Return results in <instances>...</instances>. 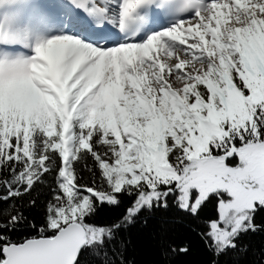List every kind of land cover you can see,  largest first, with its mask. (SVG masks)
<instances>
[{
  "label": "snow or ice",
  "instance_id": "obj_1",
  "mask_svg": "<svg viewBox=\"0 0 264 264\" xmlns=\"http://www.w3.org/2000/svg\"><path fill=\"white\" fill-rule=\"evenodd\" d=\"M173 201L210 264L264 234V0H0V264H132Z\"/></svg>",
  "mask_w": 264,
  "mask_h": 264
},
{
  "label": "trees",
  "instance_id": "obj_2",
  "mask_svg": "<svg viewBox=\"0 0 264 264\" xmlns=\"http://www.w3.org/2000/svg\"><path fill=\"white\" fill-rule=\"evenodd\" d=\"M85 173V180H88ZM40 207L27 209L31 215L40 218L43 212L45 201L50 198V193L45 187L39 195ZM125 201V207L127 206ZM6 205L0 202V211ZM125 208L111 209L102 206L98 220L105 221L114 219L123 213ZM145 219L148 223L145 224ZM203 219L192 221L184 218L178 208L157 212L154 214L146 213L136 224L127 229L123 237L129 242L126 256L132 264H210L213 259L210 250L206 249L204 242L197 235L196 225L202 224ZM164 240H176L177 242H190L191 251L187 256H177L175 258L162 255V242ZM247 247L249 251L245 253H235L223 257L220 264H264L262 253H264V234L251 235L245 237L242 247Z\"/></svg>",
  "mask_w": 264,
  "mask_h": 264
}]
</instances>
